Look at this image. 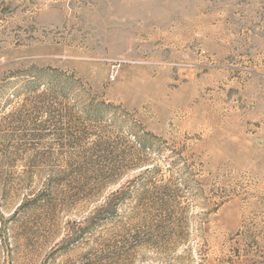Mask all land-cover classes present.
Segmentation results:
<instances>
[{
  "label": "rangeland",
  "instance_id": "1",
  "mask_svg": "<svg viewBox=\"0 0 264 264\" xmlns=\"http://www.w3.org/2000/svg\"><path fill=\"white\" fill-rule=\"evenodd\" d=\"M0 264H264V0H0Z\"/></svg>",
  "mask_w": 264,
  "mask_h": 264
},
{
  "label": "trees",
  "instance_id": "2",
  "mask_svg": "<svg viewBox=\"0 0 264 264\" xmlns=\"http://www.w3.org/2000/svg\"><path fill=\"white\" fill-rule=\"evenodd\" d=\"M146 170H148V169H146Z\"/></svg>",
  "mask_w": 264,
  "mask_h": 264
}]
</instances>
